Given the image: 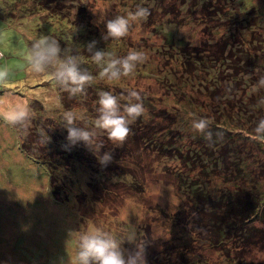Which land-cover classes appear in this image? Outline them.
<instances>
[{
	"label": "rangeland",
	"instance_id": "374dc122",
	"mask_svg": "<svg viewBox=\"0 0 264 264\" xmlns=\"http://www.w3.org/2000/svg\"><path fill=\"white\" fill-rule=\"evenodd\" d=\"M22 2L0 0V66L11 72L9 82L0 87V107L11 103L29 110L26 126L0 118V264H70L80 231L102 227L119 235L128 225L142 237L145 234V257L151 264H183V251L189 260L202 253L205 260L193 264H229L231 258L236 263L240 257L244 264H264V248L252 247L241 256L232 251L229 256L221 244L209 246L201 233L207 216L215 217L203 207L207 199L213 202L227 177H241L239 169H253L249 149L260 157L259 143L264 142L254 136L241 138L239 133L247 135L245 130L229 122L228 131L210 148L203 134L192 128L193 120H219L218 110L203 99L206 79L201 76L219 84L216 74L223 71L230 87L239 89L234 90L233 100L242 97V101L244 92L255 91L254 78H264V0H75L72 6L66 4L69 19H75L86 36V42L69 48L95 78L84 95L75 97L55 84L51 69L38 76L29 72L24 53L30 49L34 29L14 26L7 9L10 3ZM29 2L28 11L43 6L40 0ZM138 6L149 9L146 21L133 22L129 34L118 41L101 39L107 20L135 12ZM234 21L245 27L241 34L233 31L235 26L228 30V23ZM52 27L44 24L39 36L48 35ZM51 35L56 38L55 32ZM241 38L244 51L254 55L250 61L238 52ZM93 40L97 49L116 57L136 50L147 53L148 60L129 77L101 79L100 67L86 51ZM187 51L193 52L187 58L197 59L198 76H187L179 64ZM240 56L247 68L229 61ZM100 85L117 96L138 91L145 109L130 126L123 146L103 138L101 153L112 154L106 167L83 143L66 150L67 130L61 124L69 110L82 116L79 123L91 122L97 115ZM189 92L198 98L197 113L188 105ZM199 156L204 158L202 163ZM193 179L202 194L187 196L186 183ZM225 217L217 216L216 225L224 230L227 242L236 235L233 227L238 220L235 214ZM254 223L264 226V222ZM153 232L159 235L155 239ZM187 241L193 249L185 247ZM122 247L132 251L135 245L126 242Z\"/></svg>",
	"mask_w": 264,
	"mask_h": 264
},
{
	"label": "clouds",
	"instance_id": "9594fccd",
	"mask_svg": "<svg viewBox=\"0 0 264 264\" xmlns=\"http://www.w3.org/2000/svg\"><path fill=\"white\" fill-rule=\"evenodd\" d=\"M149 15L148 8L139 6L135 12L116 15L114 19L107 20L106 32L101 39L105 42L118 41L129 34L133 22L146 21ZM86 51L92 62L100 67L99 77L108 81L131 76L138 64L148 60L147 53L136 50L129 51L126 56L116 57L111 52L97 49L95 40L87 44ZM24 56L30 73L38 76L48 74L51 69L50 75L55 84L73 97L84 95L95 79L87 68L82 67L80 56L73 54L69 47L62 49L58 39L52 35H40ZM10 76V70L0 66V87L9 82ZM97 95V115L91 122L79 123L83 120L82 116L69 110L64 112L61 124L67 130L66 150L83 143L97 157L98 163L106 167L112 161V154L110 151L101 153L105 145L103 138L113 146H123L131 132L130 126L144 114L145 109L141 95L136 90H130L127 96H117L104 90ZM121 101L126 102L122 104ZM28 116L26 105L10 103L6 108L0 107V118L14 126H26ZM209 123L204 118L193 120L192 128L206 139H211ZM256 131L264 133V119L259 122ZM192 216L195 217L196 213L193 212ZM140 233L131 225L124 228L119 235L102 227L82 230L78 233L77 249L70 264H147L145 250L148 241L145 234L142 237ZM158 236L153 232V239ZM126 242L135 245L134 250L124 249L122 245Z\"/></svg>",
	"mask_w": 264,
	"mask_h": 264
},
{
	"label": "trees",
	"instance_id": "16d2710c",
	"mask_svg": "<svg viewBox=\"0 0 264 264\" xmlns=\"http://www.w3.org/2000/svg\"><path fill=\"white\" fill-rule=\"evenodd\" d=\"M29 1L30 0H23V2L19 3L18 5L16 3H10L7 9L10 10L8 11V14L15 19L14 21L16 22V25L14 24V26L19 27V29L21 27V29L24 30L26 25L28 29H34V34L30 33L32 37L34 36L33 39L30 38V47L31 42L34 39L39 38V31L41 30V28H43L44 24H49L53 27L55 24L59 26L58 29L52 27L50 31L47 30L46 32L49 33L48 35H51L55 32L56 38L63 44V48L69 46L76 47L75 45L86 42V36L83 32L82 26L78 25V22L75 21V19H69L68 17L69 8L68 6H66V4H70L72 6L75 0H40L42 1L41 3L43 4V6L39 4V6L34 5V7L32 6V10L28 11L27 8L31 7V2ZM78 1L80 2L82 0ZM141 3H143V1H141L140 4ZM22 5L25 6V8H23ZM65 7L67 9H65ZM255 17V14L251 15V19L254 21H256ZM27 23H29L30 26H28ZM231 26H235L232 29L233 31L237 30L239 34H241V32L245 30V27L241 28L239 26V22L237 21L228 23V30H230ZM77 35H79V39L77 38ZM182 45L183 47H186L187 42H183ZM240 45L241 48L238 49V52H242L245 55L247 61L252 60L251 57L254 55L248 50L244 51L245 42L242 38L240 39L239 45L237 46ZM185 55L186 57L179 62V64L182 66L183 72L189 77L193 74L194 76H198V71L195 67V65H197L196 57L194 59L187 58L192 56L193 52L190 53L189 51H187L185 52ZM240 59L241 56L236 60L239 61ZM89 60L92 62L91 59ZM236 60L229 59V61L236 62L238 63V65H241V67L247 68L246 61L245 63H241L240 61L238 62ZM201 63H203V61H201ZM216 76H218V79L220 81L219 84L213 83L211 78L207 79L206 75L201 76L202 80L204 78L206 79V83L204 84L206 85V87L204 88V91H202L203 99L208 100L214 110H218L219 117L218 121L209 123V126L210 124H212V126L209 127V131H211L212 133L211 139H206L203 135L206 144H208L210 148H212L213 145H216L220 140V135L224 131H228L229 122H231L233 126L239 127L243 131L245 130L247 135L239 133V136H241V138H243V136H254L255 138L262 139V142H264V133H257L256 131L259 122L264 119V83H262V81H264V78H254V84L256 87L255 91L246 93L244 92L242 96L245 95L246 100L242 101V97H240V99L238 98V100H233L235 98L234 90L239 89L230 87V85L228 84L230 78L227 74L224 75L222 71L216 74ZM240 85H242L241 82ZM102 89L103 87L100 85L99 91H101ZM180 95L183 94L181 93ZM197 99L198 98L192 95V93H187V102H189L188 105L191 109L194 110V113L198 112L196 108L198 105ZM202 106V104H199V107H201V109ZM256 115H258L259 118H257ZM231 134L232 133L229 132L228 137H230ZM259 148L262 151L260 157H256L254 151L250 149L248 152V155L253 158V169L244 170L241 168L238 170V172L241 173V177H237V175L233 176L234 179L231 177H227L226 186L219 193L217 192L213 196V202L211 203L209 202V199H207V205L203 206L204 208L209 209L213 214H215V217L207 216V218L205 219L207 222L204 223V226L201 229V233H205L202 240L206 239L207 242H209V246L211 247H215L221 244L226 248L229 256L232 254V251L238 252L239 256H241L244 252H248L252 247L264 248V226L260 227L254 223L255 221L264 222V180L261 179V174H264V144L259 143ZM199 157L202 163L204 158H202L201 156ZM258 158L259 161H257ZM202 170L205 169L202 168ZM186 188L187 191L185 194L187 196L189 195V193L190 196L202 194L201 188L199 187L198 183L194 181V179L186 183ZM230 214L236 215L238 224L233 227L235 228L234 233L236 235L226 242L227 239L225 238L224 230L217 227L216 225L220 223V221L216 217L223 216L224 218H227L225 216ZM184 244L185 247L193 249L191 246H189V241H187L186 243L184 242ZM181 255L183 258V264H193L205 260L202 258L203 255L201 252L198 254V258L196 260H189L188 258H186L185 251H183ZM240 258L242 259V257ZM241 259H239L238 262L235 263V261L231 258L228 260V262L229 264H241ZM151 262V260L149 261V259H147L148 264H151Z\"/></svg>",
	"mask_w": 264,
	"mask_h": 264
},
{
	"label": "built area",
	"instance_id": "2783aa9c",
	"mask_svg": "<svg viewBox=\"0 0 264 264\" xmlns=\"http://www.w3.org/2000/svg\"><path fill=\"white\" fill-rule=\"evenodd\" d=\"M1 53V52H0Z\"/></svg>",
	"mask_w": 264,
	"mask_h": 264
}]
</instances>
